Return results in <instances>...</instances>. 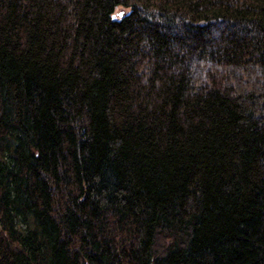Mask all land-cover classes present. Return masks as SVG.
Returning <instances> with one entry per match:
<instances>
[{
  "label": "trees",
  "instance_id": "trees-1",
  "mask_svg": "<svg viewBox=\"0 0 264 264\" xmlns=\"http://www.w3.org/2000/svg\"><path fill=\"white\" fill-rule=\"evenodd\" d=\"M0 264H264V0H0Z\"/></svg>",
  "mask_w": 264,
  "mask_h": 264
},
{
  "label": "rangeland",
  "instance_id": "rangeland-1",
  "mask_svg": "<svg viewBox=\"0 0 264 264\" xmlns=\"http://www.w3.org/2000/svg\"><path fill=\"white\" fill-rule=\"evenodd\" d=\"M128 9L127 8H123V7H118L117 10H116V13L115 14H119L120 12H126Z\"/></svg>",
  "mask_w": 264,
  "mask_h": 264
}]
</instances>
